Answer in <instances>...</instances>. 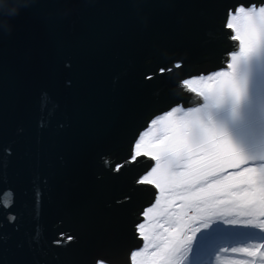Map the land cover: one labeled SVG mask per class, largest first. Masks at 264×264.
Wrapping results in <instances>:
<instances>
[{
	"label": "water",
	"instance_id": "water-1",
	"mask_svg": "<svg viewBox=\"0 0 264 264\" xmlns=\"http://www.w3.org/2000/svg\"><path fill=\"white\" fill-rule=\"evenodd\" d=\"M260 2L0 0V264H130L154 160L106 158L125 162L154 114L201 104L177 81L226 68L229 8Z\"/></svg>",
	"mask_w": 264,
	"mask_h": 264
},
{
	"label": "snow or ice",
	"instance_id": "snow-or-ice-1",
	"mask_svg": "<svg viewBox=\"0 0 264 264\" xmlns=\"http://www.w3.org/2000/svg\"><path fill=\"white\" fill-rule=\"evenodd\" d=\"M228 13L225 28L237 32L235 37L230 34L229 38L240 42V51L231 55L236 63L227 65L230 72L217 71L216 77L224 79L199 92L207 103L203 109H193L198 114L195 118L187 120L192 113H184L165 130L162 139L158 136L153 141L150 152L157 161L156 167L136 183L154 185L162 194L167 190L168 202L159 209L149 206L141 213L148 217L155 212V223L150 234L144 232L143 223L138 225L139 238L147 243L141 245V250L128 254L130 264H205L203 257L208 254L211 241L229 231L223 225L244 224L264 235V154L259 157L258 167L246 166L254 161L250 153L257 146L264 153V89L257 91L253 80L255 63L264 64V7L238 5L235 11L229 8ZM180 67L181 63L177 62L160 71L171 75ZM204 75L201 73L200 77ZM207 78L213 79L211 75ZM199 82L186 77L177 81V86L181 91L197 92L193 85ZM176 111L181 109L177 107ZM173 115L169 110L162 120ZM233 137L239 141V146ZM138 140L133 155L114 171L120 172L129 163H136L142 154L143 137ZM230 167L234 170L229 171ZM177 199L182 201L178 211L173 210ZM154 203L159 205L160 201ZM237 215L246 219H235ZM255 216L261 218L258 224L252 222ZM213 217L218 221L215 227ZM8 219L15 223L17 217L9 215ZM202 229L205 231L198 236ZM63 242L53 241L58 245ZM219 251L248 258L234 260L232 264H264V242L222 247L217 249ZM137 257L142 260L137 262ZM96 264L111 262L97 260Z\"/></svg>",
	"mask_w": 264,
	"mask_h": 264
},
{
	"label": "rangeland",
	"instance_id": "rangeland-1",
	"mask_svg": "<svg viewBox=\"0 0 264 264\" xmlns=\"http://www.w3.org/2000/svg\"><path fill=\"white\" fill-rule=\"evenodd\" d=\"M236 23L238 27H241V31H242V25L240 24V22L237 21ZM235 63L236 62L231 60L230 64H235ZM230 71L231 69L228 68L227 70H223L221 72H230ZM215 74L216 72L210 74L213 77V79L211 80L207 78L208 76L203 77V78L199 76L193 77V79H197L200 81L199 83L193 85V87L197 89V92H196L197 94L200 91L206 90L209 85H216L220 80L224 79L221 77H216ZM253 80H254V86L257 91L264 89V64H261L259 61H257L253 67ZM206 103L207 102L205 101V103H203L202 105L195 106L187 110H184L181 107L180 108L181 111L179 112H177L176 110H173L174 115L170 117L168 120H162V117L166 116L168 114L167 113V114H164L163 116H160V117L158 116L151 122L149 128L146 131H144L140 136V137H143V147H142L141 156H145L147 159L150 158L154 160V163L151 168L156 167V164H157V161L154 159L153 153L150 152L151 145L153 141L156 139V137L159 136L162 139L165 130H169L176 122H178V118L182 116L184 113H189V112L192 113V116L186 117L187 120H191L195 118V116L198 114L194 113L193 109L194 108L203 109ZM233 141L237 143V146H239V141H237L235 137H233ZM261 154H264V153H262L260 147L257 146V148L250 153V155L255 158L254 161H252L249 165H246V166H257L258 167L259 164L261 163L259 159ZM160 163H161V171H163L164 161L162 160L160 161ZM233 170L234 169H232L231 167L229 168V171H233ZM147 185H151V184H147ZM151 186L154 187V185H151ZM168 195L169 194L167 190L162 194L160 189H157V197L155 201H160V204L156 205L154 203L152 206L157 209L164 207L168 202ZM181 203L182 201L177 199L173 210L178 211L179 205ZM147 209L148 208H146L143 212H145ZM141 217H143V220H144L141 222L144 224V232L150 234L153 231V225L155 223L156 213L154 212L150 214L148 217H144V216H141ZM234 218L238 220L246 219V217H244L243 215H237V216H234ZM251 219H252L253 224H258L261 218L258 216H255V217H252ZM216 223H218V221L216 220L215 217H213V227L216 226ZM223 227L225 229H229V231L215 237L211 241L208 254L203 257L205 264H207L209 260L211 261V264H232V262L237 259H248L247 257H244L241 254H233L230 251L228 253H224L222 251L217 252L218 248L245 247L248 245L264 242V235L259 234L258 229H254L250 226H246L244 224H238V225H223ZM203 231L205 230L202 229L201 233H198L197 235L199 236L200 234H202ZM252 233H257V234L252 235ZM146 243L147 242L144 241V244ZM138 250H141V248ZM212 253H216V255L213 256ZM136 260L137 262H139L140 260H142V257H137Z\"/></svg>",
	"mask_w": 264,
	"mask_h": 264
},
{
	"label": "flooded vegetation",
	"instance_id": "flooded-vegetation-1",
	"mask_svg": "<svg viewBox=\"0 0 264 264\" xmlns=\"http://www.w3.org/2000/svg\"><path fill=\"white\" fill-rule=\"evenodd\" d=\"M253 6H256L257 8H259V7H262V6H264V2H260V3H255V4H252ZM244 6H249V5H244ZM235 11V10H234ZM230 32H231V37H235L236 35H237V32L234 30V29H228ZM230 40H232L236 45H235V50L233 49L230 53H229V55H228V59H226V60H224L223 61V63H224V65H225V67L226 68H224V69H221V70H217V71H223V70H227L228 69V67H227V65L228 64H230L231 63V55L233 54V52L235 51V52H238L239 50H240V47H239V41H237V40H235L234 38H232V39H230ZM216 70H214V71H211V72H206V73H204L205 75H204V77H207L208 75H210V74H212V73H215V72H217ZM195 76H199L200 77V74L199 75H194V76H192L191 78H193V77H195ZM198 78V77H197ZM188 90V89H187ZM191 92V91H190ZM196 96H197V100L199 99L200 101H201V104H198V105H193V106H188V105H186L185 103H183V102H181V103H178V104H175L174 106H172L169 110H176V108L177 107H179V108H183L184 110H187V109H191V108H193V107H195V106H199V105H202L203 103H205V101H204V99H203V97L202 96H200L199 95V93L197 94L196 92H193ZM169 110L167 111V112H164V113H161V114H159V113H156V114H154L151 118H150V120H149V122H148V125H147V128L145 129V130H143L141 133H140V136H141V134L144 132V131H146L148 128H149V126H150V124H151V122L155 119V118H157L158 116L160 117V116H163L164 114H167L168 112H169ZM139 136V137H140ZM138 142V140L136 141V143ZM135 145V144H134ZM134 145H133V147L131 148V150H130V156L131 155H133V153H134ZM143 156H140V157H138L137 158V161L136 162H138V161H140V158H142ZM118 157H108V158H106V162H107V164H108V166H109V168L112 170V171H114V169H115V167L116 166H118V165H121V164H124V162L119 158V159H117ZM112 160H118L117 162H115V163H111L110 161H112ZM123 168V167H122ZM114 172H116V171H114ZM141 178V177H140ZM136 185H137V183H136ZM126 198H123V200H125ZM122 200V201H123ZM135 218H134V221H138L139 219H142V215H141V213H136L135 215ZM139 225V224H138ZM138 225H136L135 227H134V230L136 231V233L139 235V237H140V233H139V231H138ZM69 237H71L72 239H69ZM59 240H63L64 242H73V241H75V239L71 236V233H63V236L62 235H60L59 236ZM136 250H138V249H135V250H133L132 251V253H134V251H136Z\"/></svg>",
	"mask_w": 264,
	"mask_h": 264
},
{
	"label": "trees",
	"instance_id": "trees-1",
	"mask_svg": "<svg viewBox=\"0 0 264 264\" xmlns=\"http://www.w3.org/2000/svg\"><path fill=\"white\" fill-rule=\"evenodd\" d=\"M117 159H119V158H117ZM118 160H112V161H110L111 163H115V162H117Z\"/></svg>",
	"mask_w": 264,
	"mask_h": 264
}]
</instances>
